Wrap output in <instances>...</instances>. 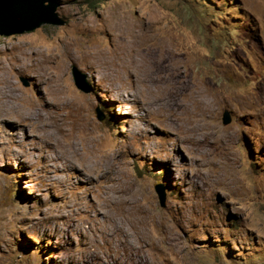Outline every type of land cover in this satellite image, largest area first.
<instances>
[{"label":"rangeland","instance_id":"1","mask_svg":"<svg viewBox=\"0 0 264 264\" xmlns=\"http://www.w3.org/2000/svg\"><path fill=\"white\" fill-rule=\"evenodd\" d=\"M54 1L0 36V264H264V0Z\"/></svg>","mask_w":264,"mask_h":264},{"label":"water","instance_id":"2","mask_svg":"<svg viewBox=\"0 0 264 264\" xmlns=\"http://www.w3.org/2000/svg\"><path fill=\"white\" fill-rule=\"evenodd\" d=\"M58 3L54 0H0V36H10L33 31L43 25L62 26L64 20L56 13ZM71 75L74 85L84 93H89L91 87L87 82L86 75L77 67L71 68ZM23 85L28 86V81L21 79ZM99 119L102 117L98 116ZM231 117L225 111L222 117V124H230ZM159 205L165 206L166 188L163 184L155 186Z\"/></svg>","mask_w":264,"mask_h":264},{"label":"clouds","instance_id":"3","mask_svg":"<svg viewBox=\"0 0 264 264\" xmlns=\"http://www.w3.org/2000/svg\"><path fill=\"white\" fill-rule=\"evenodd\" d=\"M83 73V72H82ZM84 74V73H83ZM25 79V78H24ZM86 79H87V76H86ZM87 82H88V84L90 85V87H91V91L89 92V93H87V94H90L92 91H93V87H92V85H91V83H89V81H88V79H87Z\"/></svg>","mask_w":264,"mask_h":264},{"label":"bare ground","instance_id":"4","mask_svg":"<svg viewBox=\"0 0 264 264\" xmlns=\"http://www.w3.org/2000/svg\"><path fill=\"white\" fill-rule=\"evenodd\" d=\"M1 85V84H0ZM5 91V90H4ZM9 92V91H8ZM11 97H12V93H10V95H9V99H11ZM8 99V98H7ZM3 104V103H2ZM8 104V103H7ZM1 108V107H0ZM4 108V107H3ZM8 109V108H7ZM11 109V108H10Z\"/></svg>","mask_w":264,"mask_h":264}]
</instances>
